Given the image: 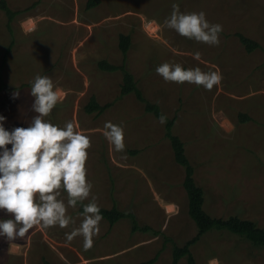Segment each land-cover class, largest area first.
I'll list each match as a JSON object with an SVG mask.
<instances>
[{
	"label": "rangeland",
	"instance_id": "obj_1",
	"mask_svg": "<svg viewBox=\"0 0 264 264\" xmlns=\"http://www.w3.org/2000/svg\"><path fill=\"white\" fill-rule=\"evenodd\" d=\"M87 1L7 0L12 10H29L13 19L11 32L0 10V73L6 85L0 90V116L8 131L29 127L38 115L32 110L30 81L37 74L51 77L60 99L45 119L61 128L71 121L90 137L86 179L99 207L116 205L151 230L133 232L129 218L114 225L103 218L93 248L84 251L82 237L66 240L81 222L77 206L68 209L76 220L68 228L36 226L11 242L0 236V264H42L44 259L51 264H138L156 255L153 264H170L174 247L197 232L182 186L184 169L174 161L165 124L145 112L134 94L121 95L122 72L100 70L101 60L124 63L143 96L167 119H175L172 132L194 167L206 213L251 220L264 230V0H99L93 8L86 7ZM173 4L182 13L203 11L210 24L222 25L219 45L166 28ZM236 33L259 48L246 52ZM122 34L131 40L125 58L119 48ZM165 62L219 71L223 80L211 91L187 82L166 83L155 72ZM91 96L109 107L87 113ZM240 114L250 119L242 122ZM109 121L124 129L122 153L103 135ZM62 196L66 200V193ZM13 218L0 210V220ZM190 251L194 264H264L263 247L225 230L208 231ZM178 264L188 263L183 257Z\"/></svg>",
	"mask_w": 264,
	"mask_h": 264
},
{
	"label": "clouds",
	"instance_id": "obj_2",
	"mask_svg": "<svg viewBox=\"0 0 264 264\" xmlns=\"http://www.w3.org/2000/svg\"><path fill=\"white\" fill-rule=\"evenodd\" d=\"M164 26L198 43L209 46L220 43L222 25L210 24L203 11L182 13L179 5L173 4ZM194 55L199 59V52ZM155 72L166 83L187 82L207 91L223 80L219 71L204 72L199 67L185 69L179 63H162ZM30 84V94L34 97L32 110L38 114L32 118L30 126L8 131L3 126L5 117L0 116V210L14 217L0 220V236L11 242L25 238L36 226L44 230L57 226L68 228L76 223L68 215V209L75 210L82 205L83 211L78 214L81 222L66 233V240L71 242L82 237L83 249L89 251L103 220L98 197L93 195V185L86 179L90 137L77 132L71 121L61 128L45 119L60 99L51 77L37 74ZM18 95L13 93L12 98ZM158 122L165 124L167 116L161 114ZM103 135L115 152L125 151L121 125L106 122ZM64 193L66 200L62 196Z\"/></svg>",
	"mask_w": 264,
	"mask_h": 264
},
{
	"label": "trees",
	"instance_id": "obj_3",
	"mask_svg": "<svg viewBox=\"0 0 264 264\" xmlns=\"http://www.w3.org/2000/svg\"><path fill=\"white\" fill-rule=\"evenodd\" d=\"M99 3V0H88L86 7L87 8H93L97 6ZM0 10L5 14L7 22L6 27L8 31L11 32V22L13 19L22 12H25L26 10H29L28 8H25L24 10H12L7 0H0ZM236 36L239 40V42L244 46L246 52L251 53L255 49L259 48L258 42L246 37L245 35L241 33H236ZM129 35H119V48L123 54V58H125L128 49L130 48L131 42H130ZM13 41H11V44ZM9 49V47H7ZM4 63V62H3ZM98 68L103 71H110L114 72L117 70H120L122 72V83L120 86V94L121 95H128V94H134L136 99L140 101L142 104H144V110L147 113L153 114L156 118H159V116L162 114L160 111V108L156 105L148 101L142 94L141 90L137 87V84L134 80L133 75L125 68L124 63L121 65H113L105 60H101L98 62ZM2 88H6V85L2 81V75L0 73V90ZM108 104L99 105L95 98L93 96L90 97L88 103L85 106V111L87 113H93L96 112L97 114H100L104 112L108 107ZM240 120L242 122H246L250 119V116L247 114H240L239 115ZM175 119H167V122L165 123V137L169 141L170 147L173 152V158L174 161L183 167L184 169V177L182 181L183 189L185 190V193L187 195L188 199V214L190 218L194 221L197 232L196 234L185 242V244L181 247L175 246L172 252V261L170 264H178L179 260L183 257L186 258L188 264H194L193 256L190 251V247L198 241V239L205 233L211 230H225L232 234L238 235L245 240L249 241L251 244L257 246V247H263L264 248V230L257 227L256 224L251 220H242L239 219L237 216H230L226 219L222 218H213L209 216L206 211L203 208L204 203V193L203 189L199 187L194 180L193 174H194V167L191 165L189 159L186 156L184 144L181 141V139L174 135L172 132V127L174 125ZM78 211H83V206L78 205ZM101 215L103 218L110 224L114 225L119 220L124 218H129L132 222V228L131 230L133 232L135 231H149L151 228L149 226H138L135 216L131 212H122L120 211L116 205H113L111 208H100ZM156 233L157 232H153ZM157 258V255L153 258L140 262L138 264H153ZM42 264H51L47 260H42Z\"/></svg>",
	"mask_w": 264,
	"mask_h": 264
},
{
	"label": "bare ground",
	"instance_id": "obj_4",
	"mask_svg": "<svg viewBox=\"0 0 264 264\" xmlns=\"http://www.w3.org/2000/svg\"><path fill=\"white\" fill-rule=\"evenodd\" d=\"M152 25L154 26V24L152 23ZM155 27V26H154ZM153 28V27H152Z\"/></svg>",
	"mask_w": 264,
	"mask_h": 264
}]
</instances>
